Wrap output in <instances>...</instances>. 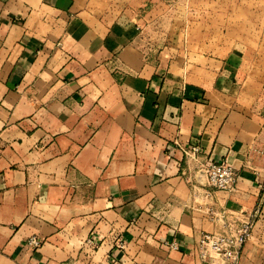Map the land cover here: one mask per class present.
Returning <instances> with one entry per match:
<instances>
[{
	"label": "crops",
	"instance_id": "0c3cea01",
	"mask_svg": "<svg viewBox=\"0 0 264 264\" xmlns=\"http://www.w3.org/2000/svg\"><path fill=\"white\" fill-rule=\"evenodd\" d=\"M108 8L0 0V264H209L206 209L262 206L264 85L225 56L166 59ZM208 158L233 192L194 195Z\"/></svg>",
	"mask_w": 264,
	"mask_h": 264
},
{
	"label": "rangeland",
	"instance_id": "374dc122",
	"mask_svg": "<svg viewBox=\"0 0 264 264\" xmlns=\"http://www.w3.org/2000/svg\"><path fill=\"white\" fill-rule=\"evenodd\" d=\"M109 14L143 27L149 42L166 59L225 56L253 75L254 96L264 85V0H107ZM217 56V57H216ZM261 84V85H260ZM242 264H264V201L247 243Z\"/></svg>",
	"mask_w": 264,
	"mask_h": 264
},
{
	"label": "built area",
	"instance_id": "2783aa9c",
	"mask_svg": "<svg viewBox=\"0 0 264 264\" xmlns=\"http://www.w3.org/2000/svg\"><path fill=\"white\" fill-rule=\"evenodd\" d=\"M189 152L197 157L200 148L194 146ZM201 165V176L206 178L208 189L204 193L196 190L195 196L199 193L209 197L213 190L233 192L236 189L238 172L227 159L215 161L208 158ZM191 182H193L192 179ZM206 213L210 221L221 224L224 232L203 233L197 245L199 256L209 264H242L243 249L254 228L259 209L251 215L245 213L235 215L209 207L206 209ZM43 244V239L34 236L28 239L26 246L32 250H38ZM173 248H175V244Z\"/></svg>",
	"mask_w": 264,
	"mask_h": 264
}]
</instances>
